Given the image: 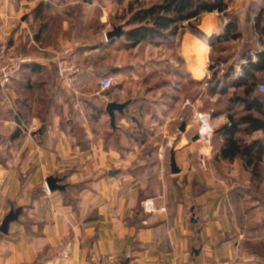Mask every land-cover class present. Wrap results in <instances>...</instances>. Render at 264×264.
Returning a JSON list of instances; mask_svg holds the SVG:
<instances>
[{
    "label": "crops",
    "instance_id": "1",
    "mask_svg": "<svg viewBox=\"0 0 264 264\" xmlns=\"http://www.w3.org/2000/svg\"><path fill=\"white\" fill-rule=\"evenodd\" d=\"M246 1L128 47L105 37L128 30L117 0H0V45L33 60L0 88V226L19 213L0 231V264H264V105L231 101L264 51V0ZM62 53L81 66L77 95L58 79ZM251 75L264 83L263 69ZM109 103L124 105L114 124ZM208 111L203 164L193 120ZM233 115L260 122L230 136ZM147 199L165 211L145 212Z\"/></svg>",
    "mask_w": 264,
    "mask_h": 264
},
{
    "label": "trees",
    "instance_id": "2",
    "mask_svg": "<svg viewBox=\"0 0 264 264\" xmlns=\"http://www.w3.org/2000/svg\"><path fill=\"white\" fill-rule=\"evenodd\" d=\"M227 1L156 0L148 5L140 4L139 6H135V3L138 4V0L130 1L127 10L124 11L130 15L125 22V26L128 28L124 35L125 40L128 42L127 46L135 47L141 42L170 38L178 33L184 22L197 19L206 12L223 11L227 7ZM113 18L115 22L121 23V18L116 17V15ZM210 42L213 43L212 41ZM257 57L256 61H253L251 56L247 57V63L243 66V75L235 81L240 86L245 85L246 88L242 97L235 96L231 101L237 105H243L245 110L264 105V94L257 90V85L260 82L256 84V88L254 82L248 83V81L256 79V77L251 75L252 71L264 70V51L257 53ZM241 118V120L236 121L234 115L230 116V124L223 128L224 134L228 133L227 135L232 136L236 126L247 119L254 124L260 122L252 115H246ZM261 123L253 126L258 128ZM230 145L237 149L235 142L230 143Z\"/></svg>",
    "mask_w": 264,
    "mask_h": 264
},
{
    "label": "built area",
    "instance_id": "3",
    "mask_svg": "<svg viewBox=\"0 0 264 264\" xmlns=\"http://www.w3.org/2000/svg\"><path fill=\"white\" fill-rule=\"evenodd\" d=\"M33 60L29 56L20 53H14L10 50L6 43L0 45V88L4 89L15 77L22 71L25 65L32 63ZM54 63L57 68L58 79L61 86L70 93L77 95L76 81L77 76L81 73V66L69 54H58ZM114 85V78L106 76L101 79L99 86L101 90L110 89ZM257 90L264 94V83L257 85ZM187 105L193 106L190 101H186ZM182 120V119H181ZM212 112H197L194 115L193 123L197 125V141L200 143V153L202 155V163L208 159V150L211 149L215 137V129L212 125ZM142 208L147 213L164 212V207H158L154 199H147L142 202ZM106 264H117L110 261Z\"/></svg>",
    "mask_w": 264,
    "mask_h": 264
},
{
    "label": "water",
    "instance_id": "4",
    "mask_svg": "<svg viewBox=\"0 0 264 264\" xmlns=\"http://www.w3.org/2000/svg\"><path fill=\"white\" fill-rule=\"evenodd\" d=\"M126 33L124 27L122 25H119V26H115L111 31H108L106 34H105V37H106V40H111V39H114V38H121L122 36H124ZM124 107V105H119L117 103H109L108 106H107V112L109 113V115L111 116L112 118V123L114 124V111L115 110H119L121 111L122 108ZM197 139V136L196 138ZM171 166H172V172L174 174L178 173V169L176 168V165H175V161L174 159L172 158V161H171ZM57 179L54 178V177H50L48 180H47V186L49 188V190H54L55 188H61L59 187L58 183H57ZM18 211L17 212H14V211H11L3 220L1 226H0V231L2 233H5L7 234L8 233V229H9V224L14 222V221H17L18 220Z\"/></svg>",
    "mask_w": 264,
    "mask_h": 264
},
{
    "label": "rangeland",
    "instance_id": "5",
    "mask_svg": "<svg viewBox=\"0 0 264 264\" xmlns=\"http://www.w3.org/2000/svg\"><path fill=\"white\" fill-rule=\"evenodd\" d=\"M130 1H135V0H119L117 3L115 4H111V12L116 15V17L118 18H121V23H124L128 20L129 18V14L124 12L127 10L128 8V5H129V2ZM153 1H156V0H138V4L135 3V6H139L140 4H150L152 3ZM264 3V2H263ZM245 5H251V2H249L248 0L244 3ZM262 5V3L260 2L259 3V6ZM111 13V14H112ZM112 14L111 17H113L114 15ZM115 17V16H114ZM119 20V19H118ZM125 26V25H124ZM126 28V26H125ZM74 57V56H73ZM76 59V58H75ZM150 60L151 61V58L150 59H147V61ZM77 61V60H76ZM78 62V61H77ZM79 64V63H78ZM80 65V64H79ZM159 81H162V79H160ZM206 98L203 99L202 101V104H203V107H208V105L206 104V101H204ZM209 112V111H208Z\"/></svg>",
    "mask_w": 264,
    "mask_h": 264
}]
</instances>
